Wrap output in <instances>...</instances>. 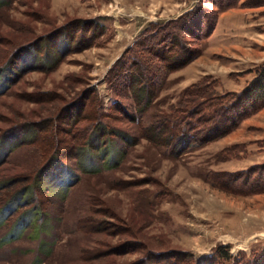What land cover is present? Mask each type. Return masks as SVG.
<instances>
[{
    "label": "rangeland",
    "instance_id": "374dc122",
    "mask_svg": "<svg viewBox=\"0 0 264 264\" xmlns=\"http://www.w3.org/2000/svg\"><path fill=\"white\" fill-rule=\"evenodd\" d=\"M0 1V264H204L219 245L245 264L264 253V105L176 154L145 134L264 68V0ZM229 1L209 33L194 34ZM99 15L104 29L88 43L73 26ZM171 21L189 25L177 38L199 53L163 72L144 39L162 46L155 27ZM63 27L73 38L46 68L42 49ZM131 57L160 75L137 121L121 89L126 111L108 106V70Z\"/></svg>",
    "mask_w": 264,
    "mask_h": 264
},
{
    "label": "trees",
    "instance_id": "16d2710c",
    "mask_svg": "<svg viewBox=\"0 0 264 264\" xmlns=\"http://www.w3.org/2000/svg\"><path fill=\"white\" fill-rule=\"evenodd\" d=\"M0 3L2 2L0 1ZM216 5L217 7L212 11L213 14L209 15L210 17L206 29H204L203 31L198 28L199 30L194 34H200L199 36H203L204 34L209 33L214 25L217 12L225 7L231 6L232 3L227 2V4L225 5H219L218 3H216ZM200 15L202 17L204 16V13L201 12ZM103 18V16L99 15L88 20V22L79 20V22L73 26V30L81 33H86V31H89L90 35H88L89 39H87V42L89 43L90 39L103 31ZM200 20L201 18H198L196 20L197 26H199ZM171 22L157 24L155 27L156 29L160 30V32H162L161 39H158L163 41L162 46L159 45V47L157 48L156 44L147 45L146 43H152L153 41L152 39H144L146 40L144 47H146L148 51L153 52L154 56H156L159 61H163L161 68L163 69V72L164 70L170 71L186 64L199 53L196 47H192L183 39L177 38L175 29L187 33L193 32L191 31L192 29L190 27H187L189 25L186 26L185 23L182 22ZM64 28L66 27H63L61 29L59 28V33L62 36L54 41L52 45V47H54L53 50L50 51L51 48L42 49V52L44 51V54H42L41 60L46 61L43 63L46 68H52L56 65L61 57L59 52L60 47H62V45H68L69 42L67 40H72L73 38L74 33L72 34V38L70 39L69 37L67 38L66 36H64L65 31L62 30ZM87 42L78 41V39H76V41L74 42V46L80 45L78 46V48H82V44L86 45L88 44ZM159 42L160 41H157L158 44ZM153 46L154 50L152 49ZM123 60L127 62L119 61V68L114 69L113 66L112 69L110 67L108 70L109 72L106 80L108 82V88L113 93L108 106L110 107L113 105L115 109L123 113L126 111L121 108V106L117 103V99L114 97L117 96L118 89H121V91L127 93V96L132 103L133 112L128 111L126 114L131 119H135L137 121L139 113H141V111L150 104L152 100V93L158 86L159 79H157V76L160 75L157 74L158 68L153 67L148 63H146L145 65H139L138 63H136V59L134 57ZM134 62L136 63L135 65H133ZM133 66H136V70L134 71L131 70ZM110 72L112 73L110 74ZM93 94L95 98L100 99L99 95L96 92L95 86L93 87ZM215 97L209 98V101L199 100L196 105L188 111L185 109H176V114L174 113L170 118H167V116H163V121L162 119H159L158 122L151 128L149 126V128L147 127V132H145L146 137L152 140H160L161 135H163V144L166 145L164 148L167 151H172V153L174 152L176 154L178 152L184 151L188 147L201 145L209 139L223 135L224 133L232 129L237 124L239 119L249 115L258 107L264 105V68H258L254 72L252 77L246 82L245 86L239 91L231 92L229 98L224 97L222 93L220 94V96H217V98ZM195 113L201 116L204 115L205 118L200 117L198 118V120L201 121H196L194 116ZM203 121H207V124L202 125ZM84 128V131H87V126H85ZM93 130L96 133L95 128ZM103 134L104 132L100 134V138L101 136H103ZM212 183H214V181H212ZM2 241L3 239H0V243ZM262 248L263 246L256 251L259 255L258 260L263 258L264 253L262 252ZM256 252L248 255V258L244 260L245 264L248 262L250 264H258V262H252L253 257L256 255ZM238 253H240V255H243L242 250L238 251ZM182 255H184L182 256L183 259L188 256L187 254ZM182 258H178L177 260L180 261L182 260ZM217 258H221L222 260H224L225 263L223 264H233L235 255L228 251V247L226 245H219L214 250H212L211 254L203 258L204 264H206L205 261L207 262V264H211L214 262L213 260ZM36 260L37 259H34V262Z\"/></svg>",
    "mask_w": 264,
    "mask_h": 264
}]
</instances>
